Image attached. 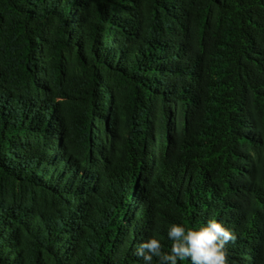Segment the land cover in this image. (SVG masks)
<instances>
[{"label": "trees", "instance_id": "16d2710c", "mask_svg": "<svg viewBox=\"0 0 264 264\" xmlns=\"http://www.w3.org/2000/svg\"><path fill=\"white\" fill-rule=\"evenodd\" d=\"M212 218L264 264V0H0V264Z\"/></svg>", "mask_w": 264, "mask_h": 264}, {"label": "clouds", "instance_id": "9594fccd", "mask_svg": "<svg viewBox=\"0 0 264 264\" xmlns=\"http://www.w3.org/2000/svg\"><path fill=\"white\" fill-rule=\"evenodd\" d=\"M170 241L167 250L156 236L143 239L135 248V255L143 264H178L187 259L190 264H227L226 245L235 240V234L223 222L208 219L198 227L172 222L166 229Z\"/></svg>", "mask_w": 264, "mask_h": 264}]
</instances>
